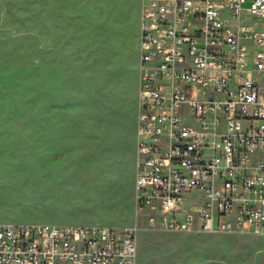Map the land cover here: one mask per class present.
Segmentation results:
<instances>
[{"label": "built area", "instance_id": "2783aa9c", "mask_svg": "<svg viewBox=\"0 0 264 264\" xmlns=\"http://www.w3.org/2000/svg\"><path fill=\"white\" fill-rule=\"evenodd\" d=\"M126 226L0 223V264H138V235L264 236V0H140Z\"/></svg>", "mask_w": 264, "mask_h": 264}, {"label": "rangeland", "instance_id": "374dc122", "mask_svg": "<svg viewBox=\"0 0 264 264\" xmlns=\"http://www.w3.org/2000/svg\"><path fill=\"white\" fill-rule=\"evenodd\" d=\"M140 0H0V223L132 225ZM138 235V264H264V236Z\"/></svg>", "mask_w": 264, "mask_h": 264}]
</instances>
